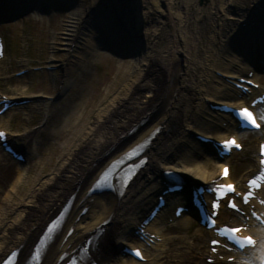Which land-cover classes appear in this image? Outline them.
<instances>
[{
	"label": "bare ground",
	"instance_id": "1",
	"mask_svg": "<svg viewBox=\"0 0 264 264\" xmlns=\"http://www.w3.org/2000/svg\"><path fill=\"white\" fill-rule=\"evenodd\" d=\"M151 2L154 14L150 15L149 24L152 30L144 35L151 37L152 45L145 43L141 35L138 40H133L131 35L125 33L138 49L141 76L115 100L111 109L103 112L100 118L91 121L83 130H76V142L69 148L62 162L49 178L38 184L25 202H21L24 208L20 209L6 228H0V260L8 251L19 249L18 264H22L21 258L42 233L46 222L58 213L69 196H74L66 214L68 218L65 216L67 219L64 220L63 231L58 239L53 237L54 240L45 245L35 264H64L88 238H91L88 254L81 256L79 264H88L89 258L98 259L102 264H123L114 249L118 252L124 245L135 243L136 236L133 235L136 226L153 203V196L147 194L156 192L161 186L155 179L157 174L162 170H172L184 178L199 182H207L215 177L216 167H209L197 160L203 151L197 142L188 138L187 130L195 121L200 133L211 139H222L226 132L216 127L215 116L211 114L213 112L201 100L207 97L215 104L240 105L228 82L222 81L224 88L221 91L216 87L218 91L212 98L208 95L214 87L212 83L217 79L211 75L213 70H219L228 81L236 78L237 73L243 70L239 63L241 61L229 60L224 49L218 47L215 41V32L220 30L222 21L234 17L237 12V9L231 8L235 2L210 0L209 10V5L201 7L203 2L199 1L201 6L198 7L197 0H183L180 20L179 15L172 13L171 0ZM258 9L261 12L260 7ZM90 13V7L84 12H71L72 29H67L71 31L69 34L63 33L62 40L66 50L75 48L81 41H87L84 36L89 38L90 35L84 33V27L80 24L82 14ZM147 14L140 13L139 17H133L134 22L141 26ZM207 28L208 39L211 41L200 50L203 54L196 56L198 44L203 41L201 36L205 35ZM160 36L165 37L164 45L156 49L154 44H158ZM113 41L117 48H125V41L118 38ZM143 92L152 93L151 98L145 102L140 101ZM87 113L88 107L79 111L82 120L86 119ZM71 125L68 121L63 130L58 129V133L59 130L62 133L57 134L56 130L54 137L59 135L57 139H61L64 133H71L74 129ZM144 142L147 143L139 159L146 161L142 162L125 188L113 184V191L87 196L91 184L111 160ZM22 172L8 193L15 191ZM8 197L9 194H6ZM4 202H1L0 209ZM85 206L89 207L88 211L79 215ZM111 232L112 236H116L115 242L107 236ZM110 245L113 246L111 255L106 251ZM179 253L177 264H201V257L206 252L200 243H195L189 247L184 246ZM186 253L190 254L186 256ZM158 259L159 255L154 261Z\"/></svg>",
	"mask_w": 264,
	"mask_h": 264
},
{
	"label": "rangeland",
	"instance_id": "2",
	"mask_svg": "<svg viewBox=\"0 0 264 264\" xmlns=\"http://www.w3.org/2000/svg\"><path fill=\"white\" fill-rule=\"evenodd\" d=\"M172 2V13L179 15V20L183 15L181 10V3L183 0H171ZM177 2V4H176ZM234 8L241 9L239 12L242 15L250 16L254 13V9L256 6L264 3L262 0L255 1L259 2L258 5H254L252 0H234ZM210 0H206L203 4H199V0H197V6H208L210 10ZM65 3L59 4V6L55 7L53 12L49 14V16H42L33 19L24 18L22 21H18L17 23L11 24L6 27H2V31L6 37V50L8 54V61L15 60L16 57L13 54H10V49L13 53L18 54L21 57H35L38 60V64L46 65L47 63L59 66L63 64H69L73 72L76 71V67L72 65V61L75 59L74 57H81L83 59L88 58L90 55L87 56L86 53H91L92 48L91 44L89 43L90 40H94L93 38L99 36L96 31H94L90 26L92 23V17H100V16H110V7H117L120 13V17L125 20V22H131L132 17H139L140 13H148L145 16L144 23L142 24L141 32L149 33V30H152L150 27L149 17L152 16V9L153 4L151 0H75V5L71 7L64 6ZM254 6V7H253ZM92 10L91 16L82 14L81 24L84 27V33H88L91 31L89 38H86L87 41L79 42L78 48H75L73 54H69L65 49L66 46L63 44V33L69 34L71 31V12H84V10L88 9ZM219 7V6H217ZM80 9V10H79ZM214 10V9H212ZM108 11V12H106ZM214 12V11H212ZM109 13V14H108ZM154 16V15H153ZM101 18V17H100ZM242 20V18H239ZM220 24V27L228 23V25L224 26L222 31L223 34L226 33L231 27H234L238 22L231 21V19L223 20ZM231 24V25H230ZM141 29V28H140ZM86 30V32H85ZM205 35L201 36L202 42L198 44V52L197 55L203 54L200 50L203 46L209 43L211 40L208 39L209 30H205ZM67 36V35H66ZM166 37V35H164ZM164 36L158 37V44L156 45V49H160V46L164 44ZM65 38V37H64ZM145 43H148L150 46L151 44V37L148 34L144 35ZM148 38V40H146ZM219 36L217 41H219ZM96 40V38H95ZM65 41V40H64ZM82 43V44H81ZM154 43V42H153ZM148 45V46H149ZM158 47V48H157ZM96 56V57H95ZM139 53H137L136 49H133V53L131 56L127 58L122 57H112L108 55L107 52H102L98 50L94 56H91L87 66V72L83 77L80 84H77V92L78 95L81 96V99L77 103V107L70 111V123L73 125L74 129H72L69 133H64V137L62 136L61 139H55L51 141V144L42 145L41 148V159L38 161V155H35L32 158V165L30 168L24 172H22V177L20 182L17 184L15 191L8 193L14 181H16L18 177V171L20 170L17 165L14 163H7L3 162L4 165L0 166V205L1 202H4L2 209H0V228L4 229L6 226L13 220L16 214L20 211V209L24 208L21 205V202H25L29 197L30 193L34 191L38 184L41 181L49 178V176L54 172L56 167L62 162L63 158L65 157L66 153L68 152L69 148L73 146L77 139V132L76 130H82L87 127L91 121L100 118L101 114L108 109H111L115 100L123 94L130 85L135 81L141 73L139 71ZM95 57V58H93ZM18 61H13L11 64L12 70H17L18 68ZM54 76H50L47 72H39L27 75L22 77L18 80L19 84H16L20 88V92H26L27 96H36L38 94L48 95L50 93H54L58 89V79L60 78V71L55 72ZM213 75L220 74L219 71L214 70L211 72ZM71 76V75H70ZM70 76L68 77H61L62 80L66 78L65 85L68 84L70 80ZM261 78V77H260ZM262 83H264V77L260 79ZM2 79L0 78V86L3 84ZM71 81V80H70ZM69 81V84H70ZM215 88L209 94V96H213L215 94V89L221 88L217 82L212 83ZM63 85V84H62ZM217 87V88H216ZM69 88V86H68ZM19 93V92H18ZM76 95V94H75ZM152 93L150 92H143L140 95V101L145 102L149 98H151ZM203 100V99H202ZM201 100V103H202ZM84 107H88V113L85 116V120H82L81 115H79V111ZM60 115V114H59ZM61 119L64 120L65 115L61 114ZM29 118H27L28 120ZM69 119V118H68ZM22 114H17L15 116V126L18 129H21L22 126L27 125ZM30 120V119H29ZM68 121V120H67ZM81 121V122H80ZM29 122L30 124L35 123ZM67 123V122H66ZM66 125V124H65ZM64 126L59 127V129H64ZM71 125V126H72ZM192 126V124H191ZM61 134L62 131L59 130ZM58 130H57V134ZM43 136V135H42ZM59 136V135H58ZM57 136V138H58ZM249 140H246V144H249ZM253 147L247 146L246 148V155L241 159H233V172L234 175L237 176L240 172L239 163L241 165H245L248 163V159H250L254 150ZM201 162L205 164H210L211 166H216L215 170L216 173L218 172V165L213 161V159H202L199 158ZM40 162V163H39ZM228 163L230 161H227ZM239 162V163H238ZM240 165V167H241ZM210 166V167H211ZM243 168L241 167V170ZM6 194H9V197L6 198ZM190 219H184L178 222L176 225L171 227H166L165 231L163 232L165 237L159 245L152 247L147 252V255L150 259L148 264L154 263L151 261L160 252L167 254L168 256H172L171 254L175 253L182 242H189L191 240L190 236L193 233H197L195 227L184 231V229L189 225L190 226ZM167 256V257H168ZM167 257H161L158 261L159 264H163L167 261ZM123 264H128L127 259L122 260Z\"/></svg>",
	"mask_w": 264,
	"mask_h": 264
},
{
	"label": "snow or ice",
	"instance_id": "3",
	"mask_svg": "<svg viewBox=\"0 0 264 264\" xmlns=\"http://www.w3.org/2000/svg\"><path fill=\"white\" fill-rule=\"evenodd\" d=\"M236 115L242 119L243 121L249 123L250 125H253V126H257L256 125V121L252 115L251 112H249L247 109H242L240 110L239 112L236 113ZM0 136H3V133H0ZM232 146H235V147H239V145H236L235 144V141L234 140H229V141H225L224 144L222 145V147L224 148H231ZM261 154L264 155V146L261 147ZM261 164L264 165V160H261ZM223 175L224 177L226 178L227 175H228V170L227 169H224L223 170ZM250 186L251 185H255L256 187H259V185L257 184V181L256 180H252L249 182ZM221 188H226L227 191L231 192V191H234V186L233 185H227V186H223L221 185L220 186ZM250 195V193H249ZM249 195H246L244 197V201L245 203H247V200L249 198ZM218 200H222L223 199V196H218L217 197ZM219 207V205L217 203H213L212 204V208L213 210L217 209ZM228 207L230 208H235V205L232 203V202H228ZM222 231L228 233V234H231L233 236V238L235 237V234L240 232L241 229L239 228H226V229H223ZM238 243H240V245L243 247L244 243L246 242L247 244L249 245H252L254 243V241L252 240L251 237H245L243 241H237ZM213 243H217L215 240L213 241ZM136 255H139V253L137 252ZM7 264V262H6Z\"/></svg>",
	"mask_w": 264,
	"mask_h": 264
},
{
	"label": "water",
	"instance_id": "4",
	"mask_svg": "<svg viewBox=\"0 0 264 264\" xmlns=\"http://www.w3.org/2000/svg\"><path fill=\"white\" fill-rule=\"evenodd\" d=\"M201 2L203 1V0H200Z\"/></svg>",
	"mask_w": 264,
	"mask_h": 264
}]
</instances>
